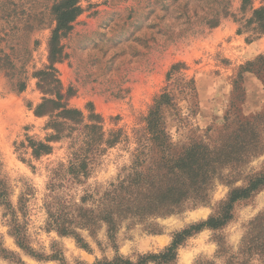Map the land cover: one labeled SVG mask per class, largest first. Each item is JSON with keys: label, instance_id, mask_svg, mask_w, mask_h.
<instances>
[{"label": "rangeland", "instance_id": "rangeland-1", "mask_svg": "<svg viewBox=\"0 0 264 264\" xmlns=\"http://www.w3.org/2000/svg\"><path fill=\"white\" fill-rule=\"evenodd\" d=\"M60 1L0 0V51L8 59L7 67H0V169L13 207L25 197L24 225L31 248L47 256L60 252L65 264H94L116 255L104 232L97 239L83 233L89 245L84 249L72 237L46 231L43 205L49 170L67 161V144L56 145L54 154L40 160L30 151L17 150L26 136H46L47 119L37 118L30 108L43 98L33 73L49 64L48 41L56 26L53 7ZM242 1L79 0L83 12L62 40L68 58L57 64L64 87L75 91L71 105L86 112L91 103L104 117L106 130L118 124L132 135L134 128L143 125L156 96L168 86L171 67L184 63L188 68L184 72L196 82V93L186 97L174 91L181 120L167 114L169 131L176 143L191 140L207 148L210 161L218 162L210 203L159 219L160 234H150L141 226L122 230L117 244L125 257L159 254L175 233L207 221L233 190L247 188L249 180L264 175V70H242L264 58V35L253 40L252 29L246 26L252 7L264 6V0H252L245 10ZM25 78L27 87L21 92L18 82ZM129 163L130 152L122 145L109 150L98 160L85 187L75 188L72 194L80 196L82 190L97 187L103 190ZM263 210L264 188L237 201L227 225L204 229L188 239L176 264H194L200 257L215 264H238L240 259L233 257L246 227ZM6 213L0 204V243L14 256L0 255V264H61L39 260L21 249L10 234ZM218 243L227 252L215 258Z\"/></svg>", "mask_w": 264, "mask_h": 264}, {"label": "trees", "instance_id": "trees-1", "mask_svg": "<svg viewBox=\"0 0 264 264\" xmlns=\"http://www.w3.org/2000/svg\"><path fill=\"white\" fill-rule=\"evenodd\" d=\"M251 1L243 0L242 10ZM82 12L79 0H61L53 7L56 26L48 41L49 64L33 73L43 98L35 108L30 106L37 118L47 119L43 127L46 136L43 139L26 136L17 144L18 151H30L36 160L54 154L56 145L64 148L67 144V161L59 162L49 170L43 205L46 231L55 232L59 237H72L84 249H89V245L83 233L97 239L104 232L116 255L112 260H98L94 264H176L178 252L188 239L204 229L217 230L227 225L232 220L234 204L264 188V175L249 180L247 188L233 190L228 201L220 203L217 214L207 221L175 233L172 243L159 254L148 253L136 259L121 255L117 240L122 230L130 232L141 226L150 234H160L162 227L159 219L208 205L218 180L214 175L218 162L210 161L212 154L207 148L191 140L184 144L176 143L169 131L167 114L181 120L174 91L186 97L196 93V82L184 72L188 70L184 63L171 67L166 77L168 86L156 96L148 114L142 119L143 125L134 128L132 135L118 124L106 130L104 117L91 103L86 112L71 105L75 91L64 87L57 64L68 58L62 40L73 31L74 23ZM246 26L251 27L253 40L264 35V6L252 7V16ZM6 60L7 56L0 51V67H7ZM254 67H258L257 73H261L264 58L249 62L242 70L249 72ZM18 87L23 92L27 87V78L19 81ZM120 145L130 152V163L119 170L116 179L103 190L97 187L82 190L80 196L72 194L75 188L85 187L98 160ZM7 196L0 169V204L7 209L5 215L9 216L10 234L17 245L39 260H58L65 264L60 252L47 256L31 248L24 225L25 197H20L19 206L15 208ZM218 246L215 258L227 252L221 243ZM5 254L14 256L0 243V255L6 258ZM233 258L240 259L238 264H251L255 260L264 264V210L247 225ZM194 264H215V261L200 257Z\"/></svg>", "mask_w": 264, "mask_h": 264}]
</instances>
